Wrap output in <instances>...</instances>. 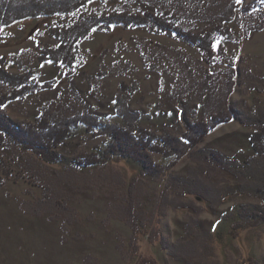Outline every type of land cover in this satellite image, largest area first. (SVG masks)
<instances>
[{"label": "rangeland", "instance_id": "rangeland-1", "mask_svg": "<svg viewBox=\"0 0 264 264\" xmlns=\"http://www.w3.org/2000/svg\"><path fill=\"white\" fill-rule=\"evenodd\" d=\"M253 1L93 0L78 12L3 29L0 61L51 86L9 99L3 110L15 122L98 115L102 125L131 123L179 135L187 122L207 119L230 102L240 114L164 178L134 162L73 166L108 137L83 123L57 148L62 164L0 137V264H264V223L235 234L227 217L238 204L261 203L254 188L264 176V157L250 145L257 126L248 122L264 114V7L245 10ZM235 4L226 16L234 37L215 55L147 27L114 26L83 39L72 67L41 59L43 50L60 45L56 31L84 16L151 11L203 34ZM16 91L0 82L1 98ZM212 150L233 167L203 158ZM183 182L204 187L208 202L205 194H185Z\"/></svg>", "mask_w": 264, "mask_h": 264}, {"label": "trees", "instance_id": "trees-1", "mask_svg": "<svg viewBox=\"0 0 264 264\" xmlns=\"http://www.w3.org/2000/svg\"><path fill=\"white\" fill-rule=\"evenodd\" d=\"M93 0H0V33L3 29L27 18L69 14L85 9ZM106 1V0H105ZM235 4L217 17L213 29L200 33H193L180 26L173 17H165L155 12H114L107 15H88L81 17L64 28L58 29L56 35L61 39L57 48L43 50L41 59L62 63L72 67L78 61L80 45L95 30L110 29L114 26L125 28L147 27L150 31L160 34L176 36L190 45H198L215 55L222 50L225 42L234 37L232 26L227 23L230 19L228 12L235 13ZM264 7V0H255L245 10ZM215 58H211L210 67L213 68ZM71 71H68V73ZM0 82L16 88V92L0 97V137H6L23 148L32 151L39 160L49 164H62L63 154L57 149L79 132L80 124H86L89 131L100 130L106 134V143L88 153L74 158V165L79 168L104 165L108 163L134 162L141 165L144 172L151 176L168 177L173 165L192 153V149L202 142L213 130L225 123L238 119L239 109L229 103L227 108L219 110L207 119L186 123V129L179 134L169 131H158L129 124H105L98 115H81L63 119L41 118L37 122H15L3 110L9 99L23 97L37 90L47 89L46 83H36L33 71L14 74L0 61ZM249 124L256 125V131L250 136V142L255 152L264 157V114L255 113L249 119ZM102 125V126H100ZM160 155V161L154 154ZM216 162L221 168L229 170L233 167L218 151L210 153L203 151V158ZM211 158V159H209ZM225 158V159H224ZM226 160V162H225ZM214 162V163H215ZM232 170V169H231ZM264 175V174H263ZM261 184L254 188L255 194L261 198V203L238 204L235 210H230L228 218L233 222V232L238 234L242 229L252 227L257 223H264V176ZM185 194H205L206 189L197 183L183 182ZM208 202V201H207ZM144 264H150L147 261ZM151 264H156L152 262ZM251 264V263H250ZM254 264V263H252Z\"/></svg>", "mask_w": 264, "mask_h": 264}]
</instances>
